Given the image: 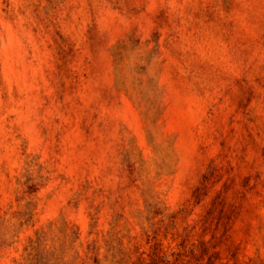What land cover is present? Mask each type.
<instances>
[{"label": "rangeland", "instance_id": "374dc122", "mask_svg": "<svg viewBox=\"0 0 264 264\" xmlns=\"http://www.w3.org/2000/svg\"><path fill=\"white\" fill-rule=\"evenodd\" d=\"M253 2L249 17L238 0H180L183 15L173 19L149 0H123L113 10L130 23L117 43L140 71L118 87L90 64L75 67L81 53L57 22L79 10L78 0H26L20 15L26 28L30 16L35 38L27 57L47 51L63 66L53 122L67 143L43 141L55 157L47 169L39 154L27 158L26 142L17 150L9 136L0 148V264H264V0ZM173 25L197 45L187 76L177 67L183 56L161 47L180 39ZM156 57L162 84L149 76ZM238 61L244 70L229 71ZM77 93H98L105 119ZM146 125L164 144L159 183L142 179L135 155L134 130ZM54 175L59 195L41 197Z\"/></svg>", "mask_w": 264, "mask_h": 264}, {"label": "clouds", "instance_id": "9594fccd", "mask_svg": "<svg viewBox=\"0 0 264 264\" xmlns=\"http://www.w3.org/2000/svg\"><path fill=\"white\" fill-rule=\"evenodd\" d=\"M77 3V0H72ZM123 0H78L80 8L72 13L70 18L65 21L63 15L57 22L62 27V35L71 37L75 41V47L81 53L76 62V69L82 70L81 65L85 63L92 65L99 71L104 72V79H117V86L120 87L129 73L140 71L139 67H135L131 61H126L124 52L128 45L121 39L117 43V37L128 29L129 21L120 14V11H114L119 8ZM185 3L188 0H184ZM242 5V10L246 15L251 17V10L254 6L253 0H238ZM150 10L157 4L160 7L170 9L173 19L182 16L179 11L181 8L180 0H149ZM91 6V7H90ZM26 9V0H0V148L5 147V141L9 136L12 137L13 144L11 147L19 150L20 145L26 142L28 159L39 154V164H43L45 169L51 167L55 163L54 153L53 159L49 160V153L45 151L43 141L63 140L67 143L66 138L62 137L63 125L54 124V118L59 116L57 111L59 107L56 101V93L60 91L59 84L63 83V66L57 65L52 59L51 54L47 51L41 53L36 51L32 58L27 57V49H35V38L31 33L30 16L27 18L29 27L26 28V18L20 15V10ZM173 30L180 35L177 40L175 36L171 40H165L161 45L162 49L168 46L176 56H183V62L178 65L181 75L187 76L192 71V62L196 59L192 55L197 50L195 41L180 34V30ZM167 35V33H166ZM140 55H143L141 50ZM164 57L168 56V51H162ZM12 56L17 57L13 61L15 69L10 66L5 71L4 66ZM161 57L154 58V66L149 69V76L157 80L158 84L163 81L157 76L154 70ZM27 60V63L25 62ZM143 60L138 59V64L142 65ZM115 68V71H113ZM244 70L243 62L234 63L229 71L239 74ZM77 96L83 100L84 107L91 112H98L100 121L105 119L107 109L101 101L99 94ZM45 98L52 101L51 105L45 106ZM75 102V98L68 96L65 103ZM89 105H97L89 108ZM63 119V117H61ZM47 132V136L42 133ZM137 145L135 155L141 164H143L142 179L149 182L159 183L156 176V163L160 160L164 144L159 131L151 126L146 125L142 129L134 130ZM60 133V135H57ZM19 136L20 139H16ZM114 143H119L120 137L113 133ZM124 149L128 148V141L131 140L129 134L123 132ZM63 144L58 145L62 147ZM141 153L143 159L141 160ZM133 153L127 152L125 161L131 162ZM6 157L0 155V163ZM66 163V161H65ZM63 170V165L57 166ZM130 173L137 171L136 168L130 167ZM47 174V173H45ZM98 174V173H97ZM56 178L53 176V182L45 191L40 193L41 197L59 195L56 191ZM46 222V221H44ZM42 222V223H44ZM31 232L25 228L22 236H28Z\"/></svg>", "mask_w": 264, "mask_h": 264}]
</instances>
